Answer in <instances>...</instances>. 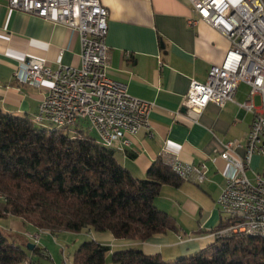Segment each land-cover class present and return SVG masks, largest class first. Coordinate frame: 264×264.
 Returning <instances> with one entry per match:
<instances>
[{
	"label": "crops",
	"instance_id": "obj_1",
	"mask_svg": "<svg viewBox=\"0 0 264 264\" xmlns=\"http://www.w3.org/2000/svg\"><path fill=\"white\" fill-rule=\"evenodd\" d=\"M7 3L0 0V111L34 118L48 91L49 81L43 80L40 86L18 82L14 77L18 62L36 57L45 60L51 68L58 64L80 66L79 35L61 24L12 10ZM100 3L108 13L107 75L124 83L130 95L152 103L148 127L128 135V146L119 143L112 147L117 162L139 179L146 178L155 160L169 156H176L185 163H204L208 171L201 183L182 180L177 186L163 184L153 199L158 209L174 218L175 231L155 234L144 241L117 239L110 232L92 229L59 233L67 239L75 236V242L93 239L109 245L106 264H113L110 256L114 250L128 247L146 254H159L164 260L193 254L217 238L213 234L223 216L216 199L228 168L220 153L223 142L227 141L234 142L237 154L244 153L254 113L244 110L239 103L249 98V86L239 83L232 101L223 107L208 103L198 121L193 122L181 105L189 82L192 79L205 81L209 68L222 62L230 41L204 21L189 24L193 14L188 0H100ZM252 101L258 107L260 96L254 95ZM79 124L74 127L84 128ZM253 157L260 156H252L251 169L260 171L262 159L260 157L261 165L256 169ZM175 161L176 158H164L167 165ZM15 221L10 231L21 242L33 243L28 250L31 264H59L54 260H36L38 255L46 257L43 251L49 254L48 245L42 236L35 244L26 233L34 236L35 230L40 229L18 217ZM43 232L53 234L48 230ZM85 237L87 239H82ZM34 247L38 249L32 251Z\"/></svg>",
	"mask_w": 264,
	"mask_h": 264
},
{
	"label": "built area",
	"instance_id": "obj_2",
	"mask_svg": "<svg viewBox=\"0 0 264 264\" xmlns=\"http://www.w3.org/2000/svg\"><path fill=\"white\" fill-rule=\"evenodd\" d=\"M7 1L12 10L61 24L79 35L80 66L58 64L51 68L41 58L28 57L18 62L14 70L20 83L40 86L43 80L49 81L48 91L34 114L41 125L58 123L74 127L86 121L99 138L109 140V147L119 143L128 146V135L148 127L152 103L130 95L124 83L107 75L108 13L100 0ZM188 1L193 14L189 24L206 22L230 41V47L222 62L209 68L205 81L190 80L181 104L186 116L197 122L208 103L223 107L233 100L241 82L249 86V98L239 106L254 113L242 155L234 151L233 141L223 142L220 157L228 168L216 205L224 215L221 228L213 235L264 230V0ZM256 94L260 96L258 107L252 101ZM254 154L262 159L258 172L250 166ZM164 158H176L187 180L201 183L206 177L208 168L204 163H185L176 156L161 158L163 163ZM26 236L35 244L39 241L33 234ZM60 248L61 263L65 264L68 259L65 248ZM43 255L50 258L45 251Z\"/></svg>",
	"mask_w": 264,
	"mask_h": 264
},
{
	"label": "trees",
	"instance_id": "obj_3",
	"mask_svg": "<svg viewBox=\"0 0 264 264\" xmlns=\"http://www.w3.org/2000/svg\"><path fill=\"white\" fill-rule=\"evenodd\" d=\"M181 181L161 159L151 164L145 179L132 176L117 162L114 149L101 145L87 128L41 125L29 116L0 111V218L18 217L52 233L92 229L117 239L144 241L177 229L174 218L158 209L153 199L163 184L177 186ZM110 249L84 240L69 264H106ZM28 250L25 242L9 240L0 230V264L31 263ZM110 262L264 264V235L216 238L174 260L128 247L114 250Z\"/></svg>",
	"mask_w": 264,
	"mask_h": 264
},
{
	"label": "rangeland",
	"instance_id": "obj_4",
	"mask_svg": "<svg viewBox=\"0 0 264 264\" xmlns=\"http://www.w3.org/2000/svg\"><path fill=\"white\" fill-rule=\"evenodd\" d=\"M82 127L86 128L87 122L86 121H81L79 122ZM48 126H52L54 127V125H50L47 124ZM87 132L92 135V136H96V134L87 128ZM257 154H254V156H256ZM253 167L257 169V167L259 168L261 165V160L260 157L258 159L253 157ZM257 171H259V169H257ZM248 176L251 178V173L248 172ZM220 211V209H218ZM220 213L222 214V216L224 215L221 211ZM15 220H17V217L14 216H9L8 218H4V219H0V230L5 234V236L11 240V239H16L17 241L21 242V239L18 238V236H16L15 234H13L14 232H11L10 229L12 228V225L16 222ZM42 230V229H40ZM37 234L39 236H42L43 239H45V242L48 245V250H49V256L50 258H46L43 256L38 255L37 257H35L36 260H45V262H50L51 259L58 262L59 264H61V246H63L65 248V254L67 256V262L68 264L70 263V260L72 258V254L74 252V250L76 249V247L78 246V244H80V242H75L73 241V239L75 238L70 236V238H64L62 237L63 235H60L59 232H53V234H49L47 235V233L43 232V231H37ZM84 233V232H82ZM19 234V233H18ZM81 234V233H80ZM19 235H23V234H19ZM215 236V235H214ZM80 238L82 237L81 235L79 236ZM82 239H87L82 238Z\"/></svg>",
	"mask_w": 264,
	"mask_h": 264
},
{
	"label": "bare ground",
	"instance_id": "obj_5",
	"mask_svg": "<svg viewBox=\"0 0 264 264\" xmlns=\"http://www.w3.org/2000/svg\"><path fill=\"white\" fill-rule=\"evenodd\" d=\"M33 120L37 123V124H41L38 116L35 115ZM50 125H54V127H62V125H59L58 123H49ZM47 125V124H46ZM96 134L97 140L101 145L104 146H109V140L107 139H103V138H99L97 136V133L95 131H93ZM168 166H170V168L177 174V176H179L182 180H187V174L183 171L179 170V163L178 161L175 162H171L168 164ZM221 228V227H219ZM43 231V230H40ZM217 232V230L214 231ZM236 234H251V235H258V236H263L264 235V230H250V231H235V232H220L218 235H215L217 238H222V237H231L233 235ZM34 237H39L38 234L34 235ZM68 264V263H65Z\"/></svg>",
	"mask_w": 264,
	"mask_h": 264
},
{
	"label": "water",
	"instance_id": "obj_6",
	"mask_svg": "<svg viewBox=\"0 0 264 264\" xmlns=\"http://www.w3.org/2000/svg\"><path fill=\"white\" fill-rule=\"evenodd\" d=\"M33 247V243H28L27 248L31 249Z\"/></svg>",
	"mask_w": 264,
	"mask_h": 264
}]
</instances>
